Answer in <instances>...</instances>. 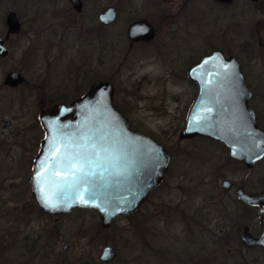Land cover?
Instances as JSON below:
<instances>
[{"label": "rangeland", "instance_id": "rangeland-1", "mask_svg": "<svg viewBox=\"0 0 264 264\" xmlns=\"http://www.w3.org/2000/svg\"><path fill=\"white\" fill-rule=\"evenodd\" d=\"M180 1L175 0L177 6ZM108 4L119 7L120 17L114 25L97 29V14ZM165 6V0H89V9L81 20H89V85L96 79L112 77L117 90L114 99L118 105L128 107L133 127L171 151L174 161L167 178L145 210L134 216L116 217L104 229L96 211L77 210L63 222L61 238L41 243L45 256L39 250L27 253L24 249L26 258L51 256L49 264H81L90 257L97 261L100 249L112 245L117 256L108 264H166L165 257L168 264H230L226 247L240 248L232 230L240 231L246 218L237 212L231 214L235 188L226 191L221 181L229 178L247 191L258 189L264 161L245 168L229 161L228 151L217 143L198 138L180 140L186 92L192 88L187 80L174 78L167 70L171 67L182 74L214 45L226 55H240L249 79L255 81L254 87L264 100V48L256 47V22L262 17L244 0H235L226 7L208 0H191L188 16L173 25L165 18L163 21ZM139 18L157 26V35L150 43L129 45L126 25L128 20ZM173 30L175 34L170 35ZM259 35L264 38V27ZM115 39L118 44L107 49ZM104 42L107 45L103 46ZM248 44H253L261 57L260 72L250 69L241 52ZM136 84H141L139 90L131 86ZM124 89L131 93L130 99H122ZM261 103L258 107L263 109ZM0 220V228L4 229L6 218ZM137 225L146 229L138 233ZM220 227L228 228L229 236H224ZM67 242L71 248L64 255L63 245ZM7 244L0 239V263L17 264L20 260L16 250L19 245L23 249L22 244L16 242L12 251Z\"/></svg>", "mask_w": 264, "mask_h": 264}, {"label": "flooded vegetation", "instance_id": "flooded-vegetation-1", "mask_svg": "<svg viewBox=\"0 0 264 264\" xmlns=\"http://www.w3.org/2000/svg\"><path fill=\"white\" fill-rule=\"evenodd\" d=\"M190 1L181 0L177 6L175 0H165L167 6H165L166 9L164 8L165 10H162L163 21L165 18L173 25L174 23L178 24L180 19L188 16L187 5ZM208 1L226 7L235 0L229 3L218 0ZM244 2L252 4V7L262 17L256 22L258 34L256 47L264 48V38L259 35L260 28L264 27V0H244ZM107 6L116 7L117 15L113 22L104 25L99 21L98 15ZM87 9H89V0H79L76 6L70 0H0V217L6 218L5 228H0V233H2L0 239L8 243L6 247L8 250L11 249L10 251L15 247L16 242L22 244L23 249H20L19 245L18 250H16V258L20 260L17 264H49L50 259L52 263L53 257L51 256L45 257L46 260L42 256L26 258L23 250H27V253L39 250L45 256L41 250L43 248L41 243L49 244L51 240L61 238L60 231L63 222L71 219L72 215L79 209L74 208L69 213L64 214H52L43 211L34 194L33 176L36 161L42 151L46 136L41 118L46 114L56 113L61 105L74 107L76 100L84 95L95 81L89 85V20L87 22L81 20ZM120 12L119 7L115 4L102 7L97 14L98 26L96 28L103 29L114 25L120 17ZM128 21L125 35L129 45L150 43L156 37L158 27L146 19L139 18ZM134 21H144L150 25L154 31L152 38L149 40L129 39L127 29L129 24ZM173 34H175L174 30L170 35ZM113 42H109L110 46L104 42L103 46L107 45V49H112L115 47V43L118 44V40L115 39ZM210 48L211 51L202 57L219 49L214 45ZM219 50L226 57L233 55L238 59L244 84L251 92V96L246 102L247 106L253 110L257 126L264 130V108L258 107L259 102L264 103L263 96H260L256 91L255 81L249 79L250 76H248L242 62L243 59L238 54L226 55L225 51ZM241 52L245 56V61L250 65V69L260 72L262 61L260 55L256 53L254 45L248 44L247 49H243ZM197 61L189 65L182 74H178L171 67L167 70L168 74L174 78L187 80L192 88L191 92H186L187 103H185L184 124L188 109L196 97L198 89L197 84L187 77V70ZM104 80L111 82L115 96L117 90L112 77ZM131 86L135 90L141 88V84ZM121 93L123 100L127 97L130 99L129 90L124 89ZM114 103L127 116L128 107L118 105L115 99ZM129 106L133 107L131 101ZM68 117H73V114L68 115ZM129 122L133 127L130 119ZM195 137L197 136L180 140ZM169 153L171 159L165 176L151 191L139 209L133 213L145 210L150 205L152 197L167 178L174 161L171 151ZM262 161H264V157L255 165ZM258 180L260 186L255 190L247 191L244 185H236L233 180L231 188L222 189L229 191L242 186L244 192L249 196L264 195V175ZM233 202L235 209L231 214L236 215L237 212V215H244L246 219L240 231L232 230L239 241L240 248L226 247L225 256L229 258L230 264H260L264 262V247L259 245L247 247L241 241L240 235L243 229L247 227L248 233L253 238L260 236L264 202L247 204L239 201L236 194ZM239 206L246 208L241 209V212L238 213ZM131 214L120 216L127 217ZM220 231L224 232V236L230 234L228 228L220 227ZM140 236L137 237L141 238ZM67 244V249L63 247L64 255L71 248L68 242ZM164 260L166 264L169 263L168 258L165 257ZM112 261L104 262L100 259L95 261L92 257L89 258V264H108Z\"/></svg>", "mask_w": 264, "mask_h": 264}, {"label": "water", "instance_id": "water-1", "mask_svg": "<svg viewBox=\"0 0 264 264\" xmlns=\"http://www.w3.org/2000/svg\"><path fill=\"white\" fill-rule=\"evenodd\" d=\"M70 1L75 6L79 2ZM116 15V7L107 6L98 19L107 25ZM153 33L144 21H134L127 29L131 40H149ZM187 77L198 89L178 138L204 136L218 141L232 159L252 168L264 157V130L247 106L251 92L244 84L238 59L216 49L190 66ZM70 114L73 117H68ZM41 120L46 136L36 161L33 188L39 207L47 213L93 209L102 227L108 228L117 216L138 210L169 167L167 147L131 127L128 117L114 104V87L108 80H95L74 107L61 105ZM232 185L229 178L221 181L224 189ZM235 194L247 204L264 202V195L249 196L242 186ZM261 226L258 238H253L247 227L243 229L240 238L244 245L264 247V214ZM63 247L67 249L68 244ZM116 254L115 247L105 245L98 258L109 262Z\"/></svg>", "mask_w": 264, "mask_h": 264}, {"label": "trees", "instance_id": "trees-1", "mask_svg": "<svg viewBox=\"0 0 264 264\" xmlns=\"http://www.w3.org/2000/svg\"><path fill=\"white\" fill-rule=\"evenodd\" d=\"M195 138H198V139H204V140H207V141H210V142H213V143H217L218 145H220L221 147H223L224 149H226L227 150V148L222 144V143H220V142H218V141H215V140H211V139H209V138H206V137H200V136H197V137H195ZM228 160L229 161H231V162H235V163H237V164H240V165H242L240 162H238V161H236V160H234V159H232V158H228ZM239 208H240V210L242 209V210H244L246 207L245 206H239ZM79 211H86L87 209H78ZM137 214V212L136 213H133V214H131L130 216H134V215H136ZM136 227L138 228V233H142L146 228L145 227H142L141 225H137V226H135V229H136ZM104 229V228H103ZM111 229V228H110ZM81 264H89V259H87V260H85L83 263H81Z\"/></svg>", "mask_w": 264, "mask_h": 264}]
</instances>
